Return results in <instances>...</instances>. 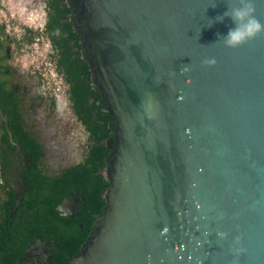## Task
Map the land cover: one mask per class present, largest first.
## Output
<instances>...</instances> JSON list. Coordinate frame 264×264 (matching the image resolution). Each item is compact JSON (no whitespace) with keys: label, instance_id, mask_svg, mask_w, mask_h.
I'll return each mask as SVG.
<instances>
[{"label":"water","instance_id":"obj_1","mask_svg":"<svg viewBox=\"0 0 264 264\" xmlns=\"http://www.w3.org/2000/svg\"><path fill=\"white\" fill-rule=\"evenodd\" d=\"M229 2L64 0L108 132L103 206L67 264H264V33L218 40Z\"/></svg>","mask_w":264,"mask_h":264},{"label":"flooded vegetation","instance_id":"obj_2","mask_svg":"<svg viewBox=\"0 0 264 264\" xmlns=\"http://www.w3.org/2000/svg\"><path fill=\"white\" fill-rule=\"evenodd\" d=\"M14 1L0 0V263L15 257L16 264L23 254L17 255L19 247L42 237L28 239L31 231L26 232L33 227L28 214L37 210L31 197L36 184L52 186L80 162L88 134L57 70L58 51L43 29L47 0ZM69 130L82 138L73 144L64 138ZM64 197L60 213L66 215L56 205L57 215L82 218L86 202L78 189L71 186L60 201Z\"/></svg>","mask_w":264,"mask_h":264},{"label":"trees","instance_id":"obj_3","mask_svg":"<svg viewBox=\"0 0 264 264\" xmlns=\"http://www.w3.org/2000/svg\"><path fill=\"white\" fill-rule=\"evenodd\" d=\"M46 7L43 29L49 34L53 48L58 51L57 70L69 85L71 104L88 137L85 156L80 162L65 170L66 173H62L58 180L53 181L52 186L36 184L31 197L37 203V210L29 212L28 219H32L33 227L26 232L31 231L28 239L37 234H42L43 239L51 238L56 246L51 245L54 255L50 264H67V260L85 236L92 217L98 214L103 206V192L106 188V179L102 174L103 139L108 136V132L96 106L95 93L88 84L86 66L78 56V39L69 27L64 0H47ZM71 186L78 189L86 206L82 218L68 221L59 217L54 207ZM26 232L22 231L23 234ZM6 237L7 234L3 236L4 239ZM19 248L17 255L24 251L23 246ZM14 258L5 257L0 264H13Z\"/></svg>","mask_w":264,"mask_h":264},{"label":"clouds","instance_id":"obj_4","mask_svg":"<svg viewBox=\"0 0 264 264\" xmlns=\"http://www.w3.org/2000/svg\"><path fill=\"white\" fill-rule=\"evenodd\" d=\"M254 12L253 0H230L227 11L223 15H218L215 21L222 23L224 18L228 17L235 27L230 28L226 36L217 34L218 40L222 39L226 47L237 48L264 33V23L254 15ZM212 23L213 21L209 26ZM205 63L214 64L215 60H207Z\"/></svg>","mask_w":264,"mask_h":264},{"label":"rangeland","instance_id":"obj_5","mask_svg":"<svg viewBox=\"0 0 264 264\" xmlns=\"http://www.w3.org/2000/svg\"><path fill=\"white\" fill-rule=\"evenodd\" d=\"M17 0H15L14 2H16ZM38 5H39V3H37L36 4V8L38 7ZM37 110V109H36ZM65 115L66 114V112L65 113H62V115ZM64 138L65 139H71L72 141V143L73 144H75L76 142H77V140H76V138H79V139H81L82 138V136H81V134H74V132H72L71 130H69L67 133H65L64 134ZM73 138H74V140H73Z\"/></svg>","mask_w":264,"mask_h":264}]
</instances>
